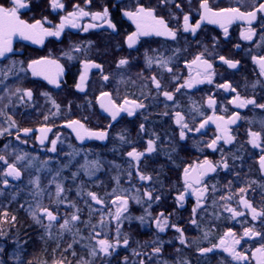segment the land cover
<instances>
[{
  "label": "flooded vegetation",
  "instance_id": "obj_1",
  "mask_svg": "<svg viewBox=\"0 0 264 264\" xmlns=\"http://www.w3.org/2000/svg\"><path fill=\"white\" fill-rule=\"evenodd\" d=\"M22 2L18 18L39 27L0 56V205H40V179L59 181L66 196L39 217L71 219L65 237H102L106 224L131 236L125 264H264V0H206L211 12L202 0Z\"/></svg>",
  "mask_w": 264,
  "mask_h": 264
},
{
  "label": "rangeland",
  "instance_id": "obj_2",
  "mask_svg": "<svg viewBox=\"0 0 264 264\" xmlns=\"http://www.w3.org/2000/svg\"><path fill=\"white\" fill-rule=\"evenodd\" d=\"M40 180L42 181V183L45 182L44 190H41L40 193L42 200L40 205H12V206L18 207V210H20V212L23 213L28 223H30L29 225L37 227L40 230H42L41 238H43L47 242L49 241L48 243L55 244L59 242V247H61L62 245V250L64 252L66 250L67 252L66 254L68 257L66 260L63 259L59 250L58 252L53 250L52 257L46 264H125L124 262L128 261L127 258L128 256L127 257L125 256L126 251L124 250V247L127 244H125L124 241L127 240V243L129 244L130 247L133 240L132 237L127 234H124L123 232H119L117 229L115 231L113 229L109 231L108 229H106L108 228V224L102 227L103 229V234L101 233L102 237H96V238L88 237L84 239L81 236H77L75 234H70V233H67L68 236L70 237L67 236L65 237L64 232H67V230H69L68 227L71 224L69 221L71 219H68L67 217H65L64 219L62 218L63 219L62 223L56 225L53 223L54 221H49L47 219V215L45 213L44 215L39 217L37 212L39 208H44L43 206L55 208L56 206H53L51 202L55 201L54 199H56V197L62 199V197H65L67 194V191L63 189V186L60 185L61 183L59 181L55 180L57 184L60 183L59 185L61 186L63 191L59 195H57V187H56L57 184H55V186L53 185L51 187V190L48 191L46 190L47 181L44 179H40ZM113 190L114 189H112L111 192H113ZM14 199L15 196L13 200ZM7 207H9V205L7 204L0 205V209L2 211L0 213V264H18L17 261L21 257L20 254H22L21 248H23L22 246L23 244H20L21 242H18V240L16 239L8 238V237H13L12 232L15 230L17 225L16 223H14L15 220L13 219V217H8ZM66 220L68 221L67 230H65L64 227H61ZM102 240L108 242L110 245H112V247H110L108 249V252H105L104 255L100 256L99 255L101 250L100 241ZM5 241H7L8 244L6 245H8V247L9 245L11 246L12 244H14V248L9 247L6 250ZM84 245L85 246L87 245L88 250H86L87 252L85 253H81L83 252V250L85 251ZM72 246H78L77 248L79 250L76 248L78 251L75 253V255L71 254L70 250ZM4 250L6 251L4 252ZM28 257H29L28 260H36L34 254L28 255ZM118 261L120 262L117 263Z\"/></svg>",
  "mask_w": 264,
  "mask_h": 264
},
{
  "label": "snow or ice",
  "instance_id": "obj_3",
  "mask_svg": "<svg viewBox=\"0 0 264 264\" xmlns=\"http://www.w3.org/2000/svg\"><path fill=\"white\" fill-rule=\"evenodd\" d=\"M14 4L16 5L15 7H12L10 9H5L4 7L0 6V56H3L5 52H8V51H11V47H10V44H11V36L17 32H19V34L24 37L25 39H32L33 38V33L35 32V30L39 27V22H37L36 24H33V25H29V24H26L24 21L20 20L17 16V9L18 8H22L24 7L25 5L23 4L22 0H14ZM54 7H63V5H59V4H55L54 3ZM78 7V6H77ZM201 7L204 8L206 10V12H211L210 9H208L207 7V2L206 0H202V3H201ZM222 11H231V12H235L237 10L235 9H229V10H222ZM259 11H264V4H261L260 7H259ZM140 12L141 13H144V15L146 17H151L152 16V12L149 10V11H145L143 8L140 9ZM76 13H70L69 16H75ZM79 15L81 16H86L88 15L87 12H84L83 10H80L79 11ZM97 16L99 14H96ZM104 15L106 16L107 15V10H105V13ZM128 15H131L130 13ZM243 15V14H242ZM218 16V14H215L213 13L211 16H204L202 17V19H208L210 23H217L218 22V19L216 18ZM247 16L250 18V19H255V12H251V13H248ZM234 18V17H229V22L230 20ZM184 20H185V31L188 30V25H187V21H188V16H185L184 17ZM157 23L159 25H163L164 22L163 20H160V21H157ZM75 26V25H73ZM63 27V25H61V28ZM197 27H199V25H197ZM43 31V34L45 35H53V36H58L59 35V31L57 32H47V31ZM192 31L194 32L195 31V28L192 29ZM225 31H227L225 29ZM144 34H148L147 32H144ZM156 34L157 35H161V34H164L162 32H160L159 30H156ZM169 35H173L174 37V34L172 33H169ZM134 43L133 41V38L132 37H129V44L131 46V44ZM223 59V57L221 58ZM126 61L124 60H121L120 61V64L123 65L125 64ZM226 63H229V66L230 67H233L235 68L236 67V64L235 63H232V62H229V61H226ZM41 64V61H33L32 64L30 65V67H33V74H39L37 71H36V68L34 66H38ZM208 67H211V65H208ZM262 69H264V63H262L261 65ZM105 79H107V77H105ZM191 86V85H189ZM79 87V86H78ZM157 87L159 88L160 85L157 84ZM223 87V86H222ZM27 95L30 97L31 96V92H27ZM164 95L167 97V99L171 100L173 97L169 94V93H164ZM245 103H248V104H254L255 101L254 100H248V101H245V102H241V104L239 105L240 107H243ZM142 106V105H140ZM259 107L261 108H264V105H259ZM107 110V109H106ZM119 111H125V109H120ZM119 111H112L111 115H112V119L115 120L116 116L119 114ZM128 115H132V112L129 110L128 111ZM235 121H229V123H234ZM74 124L75 123H79V122H73ZM71 126V125H69ZM82 127V126H81ZM204 125L202 124L201 125V128H203ZM75 130V129H74ZM27 131H30V130H25V132ZM197 131H199V129H197ZM78 136H80V132L78 131L77 132ZM92 136H95L97 139H101L103 140L105 138V134L104 133H92L90 134ZM253 136V139H252V144L253 146L255 147H259V145L257 144V138H258V135L257 133H252L251 134ZM181 136L183 137V133H181ZM83 138V137H81ZM41 143H43V139H41ZM52 151H55L56 148H55V145H56V141L53 140L52 142ZM216 141L214 140L212 142V145H215ZM148 151L151 152L153 151V148H152V142L150 141L149 142V146H148ZM128 155L131 157V156H135V158H139V155L141 154H134V152H129ZM4 157L0 156V160H3ZM261 165L262 167H264V156L261 157ZM211 167V166H209ZM225 167H227V165H225ZM9 168L11 169L8 173V175L10 176H15V177H19L20 176V173L14 168L12 167L11 165H9ZM214 170V169H213ZM140 179H146L145 177L141 176ZM5 183H7V181H5ZM57 195H59L63 189L61 188V186L59 184H57ZM241 191H244L243 189H241ZM145 195H147L149 197V199H151V194L150 193H145ZM92 199L95 200L97 203H100V201L98 200V198L95 196V195H92ZM158 199V198H157ZM182 199V197H181ZM245 205V207H250V205L248 204L247 201H242ZM124 204H126V201H123ZM126 210V209H125ZM229 211H232V209H228ZM195 211V209H194ZM253 211V218L255 219L256 218V212H255V209H252ZM45 214L47 215V218L49 219V221H52V220H55L56 217L52 215L51 212L47 211V210H44ZM236 215H239L240 213H235ZM35 215V213H34ZM120 215V210L118 209L117 211V218L119 217ZM78 217L73 215L72 216V220H77ZM143 219V218H141ZM39 222V221H38ZM166 223V222H165ZM68 225V221L66 220L64 222V224L61 226V227H67ZM157 227L160 228L161 231L164 230V225L159 223V221L157 222ZM179 230V229H178ZM258 235V233H257ZM125 244H127V240L124 241ZM223 243V241H222ZM237 243H239V241H237ZM100 244L102 246L101 250L104 251V252H108V249L110 247H112V245H110L108 242L106 241H100ZM227 250V249H226ZM156 251H159V249H156ZM204 251H211V249H207V250H204ZM257 251H264V249H258ZM235 258L236 259H240L239 255L237 254H234Z\"/></svg>",
  "mask_w": 264,
  "mask_h": 264
},
{
  "label": "trees",
  "instance_id": "obj_4",
  "mask_svg": "<svg viewBox=\"0 0 264 264\" xmlns=\"http://www.w3.org/2000/svg\"><path fill=\"white\" fill-rule=\"evenodd\" d=\"M7 211L8 217H13V219L15 220L14 223H16L17 225L15 230L12 232L13 237H8L10 235H8L7 237L16 239L18 240V242H21L20 244H23V248H21L22 254H20L21 257L17 261L18 264H46L52 257L53 250L57 252L59 250L64 260L68 258L66 250L65 252L62 250V245L61 247H59V242L55 244L48 243L49 241L47 242L43 238H41L42 230L29 225L30 223H28L23 213L18 210L17 206H10L9 204V207H7ZM1 212L2 211L0 209V213ZM12 245H9L10 248H14V244ZM77 247L78 246H72V249L70 250L71 254L75 255V253L79 250ZM31 254L35 255L36 260H28V255Z\"/></svg>",
  "mask_w": 264,
  "mask_h": 264
}]
</instances>
